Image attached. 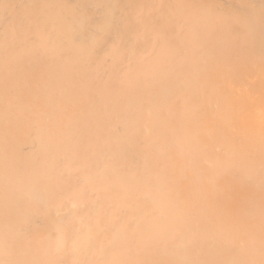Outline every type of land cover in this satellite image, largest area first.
I'll list each match as a JSON object with an SVG mask.
<instances>
[{
  "label": "bare ground",
  "instance_id": "6f19581e",
  "mask_svg": "<svg viewBox=\"0 0 264 264\" xmlns=\"http://www.w3.org/2000/svg\"><path fill=\"white\" fill-rule=\"evenodd\" d=\"M0 264H264V0H0Z\"/></svg>",
  "mask_w": 264,
  "mask_h": 264
}]
</instances>
